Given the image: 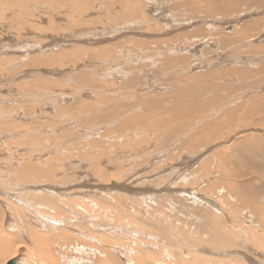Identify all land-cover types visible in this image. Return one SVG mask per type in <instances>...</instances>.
Listing matches in <instances>:
<instances>
[{"label":"bare ground","instance_id":"obj_1","mask_svg":"<svg viewBox=\"0 0 264 264\" xmlns=\"http://www.w3.org/2000/svg\"><path fill=\"white\" fill-rule=\"evenodd\" d=\"M136 1L128 2L126 7L131 4L134 5ZM174 1L176 2V0ZM50 2L54 9H68L67 7H70L72 10H77L81 13L82 10L84 11V9L88 8V6L85 7L87 4L84 3H72L73 0L72 2L71 0H52ZM186 2L189 4L188 6L195 7V0H188ZM197 2L200 3V1ZM38 5L40 6L37 1L33 5H30L29 0H0V22H2L1 20L6 21L5 19L10 12V14H14L13 16L16 17L20 25L19 27L25 24L28 27H32V30L40 28L36 27L33 22H30L33 18L32 14H35L33 9ZM216 7L220 10L226 8V5L217 3ZM195 9L197 10V8ZM206 9L207 12L210 10L208 7ZM191 11L194 12V9H191ZM133 14L132 16L137 17L136 14L138 13ZM127 15L129 14L127 13ZM44 23L45 28L50 30L55 29V24L52 20H44ZM3 48L4 46L0 47L1 50ZM105 49L94 50L90 55L92 58L108 55L109 58L108 49ZM83 51V48L75 47L71 51L56 50L53 55L44 57L40 55L28 58L23 55L20 58L13 55L0 56V90L6 92L4 93L5 95L1 92L4 96L0 93V124L3 119V125L1 124V126L4 127L0 130V136L14 139L13 141L16 143L14 145H17L12 154H10L12 151L9 149L10 152L0 149V264H7L11 260H13L14 264H33L27 261L28 259L26 260L24 257L23 259L17 255L20 247H25V250H29L30 245L35 250V260L39 264H58L60 262H57V256L65 255V253H62L63 249L61 246L57 244L53 245V241H58L59 239L68 242L78 241L79 244L74 243L77 245L74 247V251L76 250L79 254L82 252L84 254L87 253L85 257L88 259V264H264V205L258 204L259 194L262 190L264 191V149L260 145L261 142L259 143L260 139L256 141L257 144L251 147L255 152L251 153L252 155L248 154L243 157L247 154V151L242 156L238 155L237 151L228 155L225 153L226 149H222L218 152V156L217 153H213L202 163L198 164L195 168V174L191 171L188 175H185V178L188 177V179H192L195 183L202 177L206 178L210 176L215 171V168L219 167L218 163L220 166L226 164L223 169L224 172L221 175L231 177L232 179L226 185L231 191L230 196L233 200H231L229 205L225 204L224 208L231 213L240 212L242 208L251 209L252 213L257 215L254 223L247 224L236 219L230 220L224 218L208 207H203L201 204L190 212L192 213V217L197 218V221H187L188 223L179 224L181 228L176 225L174 232L171 231L172 228H169L168 223L163 227V220L157 219L154 213L153 204H157L159 201L157 199H160L165 204L166 199L163 197L164 195H149L146 188L138 189L132 187V185L131 188L127 184L128 189L125 187V182V186L118 183L122 178L126 180L128 178L123 173L124 167L122 168L123 171L114 170L117 171L115 173H111L107 168L101 167L103 162L100 157L102 154L104 155V152H108L107 150L109 149L108 147L102 148L103 144L105 146L108 145L105 139L104 142L102 141L103 144L101 143L103 139L102 135L105 137L110 133H98V139L95 138L96 140L86 139L87 137L83 134L85 140L82 144H78L76 140L77 136H81L82 133H75V125L72 119L73 116L76 117V114H78L76 112L79 111V115L81 114L82 116L78 118L83 125L86 126V124L91 122L101 123L106 118L108 120L111 118V110L109 108L112 107L113 114L114 112L117 113V110L121 107L123 116L118 119V121L120 120L118 129H129L133 133H140L138 136H141L143 132L155 137L162 136L161 138L164 137L162 143L167 146L171 138L187 128V131L190 133L188 134L189 136H186L187 139L179 144L175 148V151L197 152L201 146L215 141V138L218 137L216 136V130L220 127L228 129L231 133L233 131L238 132L237 129L247 128L252 125L264 128V114L261 109V104L264 103V100L261 97L244 100L238 106L224 112L217 121L214 118L212 121H206V124L201 128H195L197 121H193L197 120L204 111L215 105V101L222 102L225 96H212L204 100L191 98L188 101V98L186 100L184 98H177L174 101L165 103V96L161 93V95H151L150 90L147 88L146 91L137 92L135 89L130 88L131 91L129 93L125 92L126 95L124 94V97L127 99L125 102H112V99L108 97L110 94L106 95L107 97L98 98V100H92V98L82 99L79 95H74L75 91L73 92V90L75 88L73 87L78 85V83L75 82V85L72 86V83H74L70 81L74 80L72 78H77L78 80L84 75L83 82L90 89L94 90L93 93L95 95L103 96L106 93L104 89L109 87L108 85H105L104 89L98 87L102 86L103 81L99 80L98 75H95L96 72L88 73L86 71L83 73L82 70H78L76 76H66L62 81L58 80L57 75L61 72L56 69L58 61L70 59L75 62L79 57L81 59ZM256 51L258 50L256 49ZM160 56H162L161 65H164V68H168V63L171 64L175 60V57L170 55ZM128 64L127 66L129 67ZM108 67H105V69H117L115 66L113 68L112 66H110L111 68ZM129 71L128 73H131V70ZM65 73H62V75H65ZM111 74L110 76H112ZM201 74L188 75L184 79L186 87L179 89L181 94L188 93L200 96L198 93L201 90L215 88L212 84L205 85L204 80L207 79L203 78L207 77L208 73ZM122 77L124 78V76ZM132 78L134 79V76L130 77L131 81ZM124 84L128 87L132 86V84L127 82H124ZM142 87L145 86L143 85ZM217 90L219 89L217 88ZM212 93L216 94L215 91ZM42 94L54 97H51L52 99L49 97L48 101H46L42 97ZM48 106L53 109L47 108ZM46 108L51 113H47ZM23 118L28 119V122H21L20 119ZM187 119L193 121L190 124H181V122L183 123ZM43 122H46L45 128L42 127ZM114 132H112L113 135ZM115 133L117 134L118 132ZM250 134L249 132L245 133L244 137H242L243 140L240 142L246 144L245 139H248ZM119 135H121V132ZM136 137L134 138L135 140L137 139ZM133 140L130 141L129 139L125 141L122 145L115 148L117 149L116 151L110 146L115 153L118 152L117 160L125 148L137 147L143 143L140 142L137 145ZM141 141L143 140L141 139ZM94 146H97L98 152L101 148L99 153L96 152L98 154L92 151L93 148L89 149ZM98 147L100 148L98 149ZM43 152L46 157H44ZM261 153H263L262 156H259L258 154ZM173 155H175V152ZM76 157L80 159V162L87 160L88 167L94 169V175L99 181V186L97 187L99 189L98 193L95 194L93 193L94 191L90 192L86 188L85 190L81 185H76L77 183L73 187L70 185L73 182V178L70 180L69 176L72 174L68 175L67 172L73 168L74 162L72 159ZM104 157L106 156L104 155ZM132 163L135 162L133 161ZM120 165L124 166L122 163ZM113 168L115 169V167ZM82 170L84 171V169ZM249 175L256 176V179L246 183L238 181V179ZM146 182L139 181L142 184ZM213 188H215V184L206 186L204 191H209ZM118 190L121 191V194ZM166 198L168 197L166 196ZM194 198L198 197L194 196ZM11 204H16L22 213L20 214L18 210L16 211L17 213L14 211L10 212L9 207H11ZM160 204L163 208L164 204ZM140 209L144 213H141ZM146 210H149V212L147 213ZM251 211H248L250 215H252ZM142 214L147 216H142ZM159 214L164 217L162 213L159 212ZM238 214L236 213L234 217L237 218ZM171 216H168L167 219L171 218ZM18 220L24 224V227L21 229H18L14 225ZM175 220L177 223L180 222V220L177 221V218ZM78 238L89 241L88 243H84V241ZM54 248L56 251L53 250ZM25 252L27 253V251ZM82 254H80L81 257L78 258V261L82 260L84 262V255L82 256ZM67 263L71 264L72 262L68 261Z\"/></svg>","mask_w":264,"mask_h":264},{"label":"rangeland","instance_id":"obj_2","mask_svg":"<svg viewBox=\"0 0 264 264\" xmlns=\"http://www.w3.org/2000/svg\"><path fill=\"white\" fill-rule=\"evenodd\" d=\"M35 1H37L40 6L38 5L33 9L36 15L32 14L33 18L30 17L32 18V21L30 22H33L36 27L40 28L32 30V27H28V25L24 24L25 26H22L24 29L23 30L22 27H19L20 25L18 24L16 17L13 16L14 14H10L9 12L5 19L6 21L1 20L2 22H0V47L4 46L3 50L0 49V56L13 55L15 57L19 56L18 58H20L21 55H23L28 58L30 56L40 55L44 57L53 55L54 51L56 50L58 51L62 49L71 51L75 47L83 48L84 51L81 55V59L79 57L75 62L74 60L71 61L70 59H61L58 61L56 64V69L59 72L63 71L62 73L66 72L65 75H62L61 72L58 73V80L62 81L63 78H66V76H76L78 70H82L83 73L86 71L88 73L96 72L95 75H98L97 77L99 80L104 82H102V86L100 85L98 87H101L102 89L106 87L105 85H108L109 87L104 89V92L106 93H104L103 96L95 95L93 93L94 90L90 89L85 85V82H83L84 75H82L78 80L77 78H72L74 79L70 80L71 82H74L72 83V86L75 85V82L78 83V85L73 87L75 88L73 90V92L75 91L74 95H79V97L82 99L92 98V100H98V98L100 99L107 97L110 94L108 97L112 99V102L118 103L119 101L120 103L127 100L124 97L126 95L125 92L129 93L131 89H135L136 92L146 91V88L150 90L151 95L161 93L163 96H165V103L174 101L177 98H184V100L188 98V101L191 98L204 100L212 96H225L222 104L215 103V105L211 106V108L204 111L197 120L193 121L187 119V122L183 120L186 123L181 122V124H190L191 121H197L195 128H201L204 124H206V121H212L220 110L221 111L217 114V117L227 110L228 107L233 108L238 106L242 99L246 100L256 98L257 96L264 100V0H219L220 2L218 0H195L196 4L194 8L188 6L189 4L186 2L188 0H182L183 3L181 0H179L181 3L178 0H176V2L174 0H135L136 3H138H135L134 5L131 4L132 7H130L131 5L126 7V4L133 0H73V2L71 0V2L74 4H87L85 5V7L88 6L86 9L87 11L85 9L84 11L82 10L81 13L84 12L83 14L77 10H72V8L67 6L66 7L69 10L66 8L54 9L52 8V3L50 2L52 0H29L30 5H33ZM197 1H200V3ZM217 3L225 4L227 9H220V11L219 8L216 7ZM206 7L210 9L208 12ZM195 8H197L198 11ZM191 9H194V12L191 11ZM196 11L197 13H195ZM136 12L138 13L136 14L137 17L132 16L134 15L133 13ZM127 13L129 15H127ZM23 20H25V18H23ZM44 20H52L55 24V29H53L55 31L45 28ZM12 21L14 22L12 23ZM102 47L104 49H108L107 52L109 53V58L108 55L105 57L92 58L90 53L94 50H102ZM256 49L258 51H256ZM160 55L173 56L175 57L176 61L174 60V62L171 64L168 63V68H164V65H161L162 56ZM110 66H112V68L115 66L117 69L113 68V72L111 69H109L110 71L107 68L105 69V67L111 68ZM126 68L128 69L126 70ZM129 70H131V73H128L130 72ZM132 70H134L135 73ZM108 71L110 74L112 73V76H110ZM201 73H208V75H206L208 78H203L207 79L204 80L206 83L205 85L212 84L215 86V88L210 90H201V93H198L200 96H194V94L188 93L184 95L183 93L181 94L179 89L186 87V81L184 79H186L188 75ZM129 74H133L131 76H134L132 81L130 80L131 76ZM122 76H124V78ZM124 82L130 83L132 86L128 87L124 84ZM143 85L145 87H142ZM83 88L84 90H82ZM217 88L219 90H217ZM84 91L88 93H85ZM214 91L216 93L215 95L212 93ZM1 92L3 94L6 93L4 90H0V93ZM2 93L1 95L4 96L5 94L3 95ZM42 97L48 101L49 97L51 98L54 96L42 94ZM261 105V109L264 114V103ZM47 108L53 109L49 106ZM47 108L45 109L46 112L51 113ZM111 108H109V110H111V118L109 120L106 118L101 123L91 122L86 124V126L80 122L79 118L82 116L81 114L79 115L80 112H76L78 114L75 113L76 117L73 116L72 118L74 121L73 124L75 125V133H82V137L77 136V143L82 144V142L85 140L83 134L85 137H87L86 139L90 138L96 140L98 139V135L100 133H110L105 137L102 135L103 139L101 138L102 144L105 140H107L105 142L108 145L105 146L103 144L102 148L108 147L110 150L108 149L107 151L109 152L112 148L116 151L117 149L115 148H117L119 145H122V143L129 139L132 141L137 136V139H134L135 141L133 140V142H136L135 144L143 142L141 143L142 145H139L140 147L137 146V144V147L134 146L132 148H125L123 153L118 156V160V152L115 153L113 149L111 151L112 153L104 152L106 157H104L103 154L101 155L100 159H102L101 161L103 162L101 167L107 168V170L111 173L117 172L114 170L123 171L124 169L123 173L126 174L128 178L127 180L122 178L120 182L118 181V183L124 185L125 182L126 186H124L128 189V185L130 187L132 185V187H136L138 189L146 188L149 195H164L163 197L166 199L165 204L164 202H161L160 199H157L159 201L156 205L153 204L154 213L157 216V219L163 220V227H165V225L168 223L169 228L171 227L173 229L172 230L170 228L171 231H174L176 225L180 227L179 224L188 223L189 221H197V218L192 217V213L190 212H192L193 208L201 204L203 207H208L224 218L230 220L236 219L237 221L247 224L254 223L257 215L252 213L251 209L242 208L240 212L231 213L224 208L225 204L229 205L231 200H233L230 196L231 191L226 185V183L232 179L231 177L221 175V173L224 172L223 169L226 164H222L220 166L218 163L219 167L215 168V171L212 172L210 176L206 178L202 177L198 180V182L195 183L192 181V179H188V177L185 178V175H188V173L191 171H193L192 173L195 174V168L198 164L202 163L213 153H217L218 156V152L222 149H226L225 153L228 155H231L237 151V154L242 156L245 151H247V154L243 156L245 157L248 154L252 155L251 153H255L251 147L257 144L256 141L259 139L261 140H259V143L261 142L260 145L264 149V128L252 125L247 128L243 127L241 129H237L238 132L233 131L232 133L229 132L228 129L219 128L216 130V136L218 137L215 136V141L201 146L198 148L197 152H176L175 148L184 142L187 139L186 136H189L188 134H190L187 131V128L184 131L178 132L175 137L171 138L167 146H165L162 143L164 138H161L162 136L155 137L154 135L143 132V139L142 135L138 136L140 133H133L129 129H118V124L120 121H118V119L123 116V110L120 107L117 110V113L114 112L112 114L113 109ZM112 115H114V117H112ZM113 120L116 122L114 123ZM2 121L1 124L3 125ZM20 121L28 122V119L23 118L20 119ZM1 124L0 130L1 128H4L1 126ZM42 125V127L45 128L46 122H43ZM99 125H101V127H99ZM113 131L118 133L116 134L114 132L113 135ZM120 132L121 135H119ZM248 132L251 134L249 135L248 139L244 138L246 144H242L240 141L243 140L242 137H244V134ZM5 138L0 136V149H4L6 152L12 151L10 152V154H12L16 148L15 146L17 145H14L16 144L15 141H13L14 139ZM141 139L143 141H141ZM111 140L113 141L110 142ZM110 146H112V148H110ZM75 148L77 149L76 145ZM99 148L100 147H98V149ZM89 149H92V151H95V153L98 152L97 146L91 147ZM174 152L175 155H173ZM262 154L263 153L258 155L262 156ZM44 157H46V155ZM72 160L74 162V166L71 168L72 170L70 169L67 172L68 175L72 174L69 176L70 180L73 178V182L70 185L73 187V185L77 183L76 185H81L84 189L86 188L87 190H90V192L94 191L93 193H98L99 189L97 187L99 186V181L94 175V169L88 167L89 165L87 160H82L80 162V159L77 157L73 158ZM133 161L135 163H132ZM121 163L124 166H119ZM113 167H115V169ZM82 169H84V171ZM130 170L131 172H129ZM253 176L254 175L245 176L241 179H238V181L246 183L250 180L256 179V176ZM139 181L146 183L142 184L139 183ZM211 184H215V188L209 191H204L205 187ZM118 192L121 194L120 190H118ZM166 196L168 198H166ZM194 196L200 198H194ZM194 201L197 202L195 203ZM160 203L164 204L163 208ZM258 204L264 205L263 190L259 194ZM158 205L160 206L158 207ZM19 209L20 208H18L16 204H11V207H9L10 212H16L18 210L21 214L22 211ZM146 211L147 213L149 212V210ZM248 211H251L252 215H250ZM140 212L142 213L143 211L140 209ZM159 212L162 213L165 218L160 215ZM236 213H239L237 218L234 217ZM166 215L169 217L172 215L171 218L173 219L169 218V221V219H167L168 216ZM142 216L147 215L142 214ZM173 216L175 219L177 218V221L180 220V222L177 223ZM17 222H14V225L18 229L24 227L22 221L18 220ZM20 222L21 224H19ZM78 239L82 240L81 238ZM82 241H84V243H88L89 240L84 239ZM72 242L62 239L53 241V245L57 244L61 246L63 249V252L62 250L61 252L63 254L65 253L63 256L60 254V257L57 256V262H60L58 264H68V261L72 262L71 264H88V259L85 257L87 253L84 254V252H82L83 254H80H82V256L84 255L83 260L85 263L82 260H79L80 262L78 261V258L81 257V255L79 252H76V250L74 251V247L77 246L75 244H79V242L76 240ZM20 249L19 253H17L19 257L21 256L26 260L28 259L27 261L30 263L39 264V262L35 260V250L33 246L31 248L30 245L29 250H25V247H20ZM53 250H55V248ZM25 251H27V253ZM27 254L28 256H26V258L25 255Z\"/></svg>","mask_w":264,"mask_h":264},{"label":"crops","instance_id":"obj_3","mask_svg":"<svg viewBox=\"0 0 264 264\" xmlns=\"http://www.w3.org/2000/svg\"><path fill=\"white\" fill-rule=\"evenodd\" d=\"M256 97H257V96H256ZM244 100H245V99H242V100L239 102V104H240L242 101H244ZM246 100H247V99H246ZM215 103L222 104L221 101H219V102H218V101H215ZM239 104H238V105H239ZM229 109H231V107H228L227 110H225L224 112L228 111ZM220 111H221V110H220ZM220 111H219V112H220ZM219 112H218V113H219ZM224 112H223V113H224ZM218 113H217V114H218ZM223 113H221L218 117H217V114H216V115H215V121H217V119H219ZM220 128H222V127H220Z\"/></svg>","mask_w":264,"mask_h":264},{"label":"water","instance_id":"obj_4","mask_svg":"<svg viewBox=\"0 0 264 264\" xmlns=\"http://www.w3.org/2000/svg\"><path fill=\"white\" fill-rule=\"evenodd\" d=\"M7 264H14V263H13V260L9 261Z\"/></svg>","mask_w":264,"mask_h":264}]
</instances>
